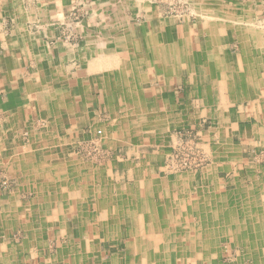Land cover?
Masks as SVG:
<instances>
[{
	"label": "crops",
	"instance_id": "crops-1",
	"mask_svg": "<svg viewBox=\"0 0 264 264\" xmlns=\"http://www.w3.org/2000/svg\"><path fill=\"white\" fill-rule=\"evenodd\" d=\"M232 3L250 26L239 13L192 29L145 0H0V178L16 182L0 198V264H216L214 245L240 230L264 264L261 165L224 194L217 161L162 175L152 153L109 173L75 151L96 128L158 148L200 116L224 132L215 143L231 164L245 162L243 143L264 150V22L255 0ZM77 4L75 44L61 24Z\"/></svg>",
	"mask_w": 264,
	"mask_h": 264
},
{
	"label": "rangeland",
	"instance_id": "rangeland-1",
	"mask_svg": "<svg viewBox=\"0 0 264 264\" xmlns=\"http://www.w3.org/2000/svg\"><path fill=\"white\" fill-rule=\"evenodd\" d=\"M145 1L149 5H152L153 7L158 9L162 17L174 20L176 24H189L192 29L197 28L198 24L201 23L211 25V23H213L214 21L222 20L223 18L235 19L236 16L239 15V13H241V15L243 16V20H241L243 26H246L250 23L247 21L249 15L248 11L237 13L234 3H232V5L229 4L230 0ZM181 1H185L187 5L181 4ZM231 1L235 3H246L248 0ZM188 4L189 9L193 13V18L179 20L178 16L184 17L185 15H187V13L185 14L184 12L188 9ZM72 8L81 9L83 8V5H75L70 8L69 12L72 10ZM253 13V15L256 14V16L258 17L254 25L264 22V0H255ZM68 14L67 18H69ZM77 16L79 22L81 23L82 20L87 16V13L85 11V13ZM73 33L74 38L71 39L69 43L76 44L79 42V35L77 34L75 28ZM232 46L235 48V46L238 45L237 43H235L232 44ZM178 91H180L179 93L182 94L181 89H179ZM120 119L122 120L123 118H116V121L120 122ZM44 121H40L39 123V126L43 129L46 128L47 125L46 121ZM115 124V121H111L109 127L112 128L111 126H113V129H115ZM216 129V124L215 122H213L212 118H206L204 116L186 118L185 121L176 123L175 127L172 128L170 132L167 133V135H161V138H164L165 142L161 143L158 148H153L152 146L138 147L136 145H134L133 148H123L118 141L120 140L119 134H117V136L114 132L106 134L104 129L96 128L92 134V138H90L89 141L81 142L84 144V150L79 151L77 149L75 151L77 154H79L81 160H83L85 163L97 167V171H107L109 173H118V164L127 162L130 163L129 167L132 168L133 166L137 170H140L142 169L140 162L143 159V156L145 154L147 155L152 153H154L153 156H159L156 160L157 162H159L160 172L162 175L168 174L172 176H199L208 168L212 167V164H215V161H217L216 163L220 164L217 165V167L222 168V173L220 175V186L222 187L223 193L226 194L227 189H234L236 182L235 178L236 175H238V177L240 176V174H238L239 172H242L244 174V178H250L252 176L259 177V171L258 174H256L257 169L254 165H261L260 167H264V150L258 152V150H255V148H252L246 145V143H243L241 144V146L243 149V153L245 154L243 157L245 162H242L240 164H231L226 159H223L224 157H220L222 156L220 154L223 150L217 149L218 144H216L215 141H218L219 143L218 138L220 139L222 137V133L224 132L216 133ZM99 130L101 131V134H97V131ZM225 134L227 136L226 139H230L228 133L225 132ZM106 136H108L109 138L112 137V140H114L112 145L109 146L110 148H107L105 146ZM132 136L134 138L135 134H132ZM116 141L117 143H115ZM90 143L94 144L96 149L95 152H93L89 147L91 145ZM234 144L237 146L239 144V141L235 138ZM257 182L259 185L256 187H262V182ZM15 183L16 182H13L12 180H7L6 178L1 177L0 198H2L3 195H6L8 191L12 190L15 187ZM27 199L28 198L25 197L22 198L23 201H28ZM240 231L242 232V230ZM241 232L238 231V233H235L236 235L234 236L231 235V232H229V236L225 238V241H223L222 244H220L218 247L214 245V248L211 250V252L216 251L217 253V260H215L216 264H263L262 261H258L261 257H263L262 248L258 244H256V246L254 247L253 244L250 243V241L252 240L245 238L244 236L246 235L242 234ZM21 234L22 232L17 231L14 237L19 238ZM54 246H51L50 249L54 250Z\"/></svg>",
	"mask_w": 264,
	"mask_h": 264
},
{
	"label": "built area",
	"instance_id": "built-area-1",
	"mask_svg": "<svg viewBox=\"0 0 264 264\" xmlns=\"http://www.w3.org/2000/svg\"><path fill=\"white\" fill-rule=\"evenodd\" d=\"M181 4H186L185 1H181ZM78 5V4H77ZM187 5V4H186ZM188 9L185 10V14L187 13V15H185L184 17H179L178 16V19L181 20V19H189V18H193V13L192 11L189 9V4H188ZM85 9L81 8V9H77V8H72V10L69 12V18H68V24H61V36H62V39L65 41V42H69L71 41V39L74 38L73 36V31H74V28L77 27V25L80 23L79 22V19H78V16L77 15H80L82 13H85ZM87 13V11H86ZM74 17H75V20H74ZM187 17V18H186ZM63 26H64V29H63ZM97 134H101V131H97ZM91 145L89 146L93 152H95V146L93 143H90ZM84 144L81 143L77 146V149L79 151H83L84 150ZM86 152V151H85ZM84 152V153H85Z\"/></svg>",
	"mask_w": 264,
	"mask_h": 264
},
{
	"label": "bare ground",
	"instance_id": "bare-ground-1",
	"mask_svg": "<svg viewBox=\"0 0 264 264\" xmlns=\"http://www.w3.org/2000/svg\"><path fill=\"white\" fill-rule=\"evenodd\" d=\"M206 19V18H205ZM207 20V19H206ZM240 24V23H239ZM248 26H250V25H248ZM261 29V28H260ZM100 131V130H99ZM202 162V161H201ZM52 171V170H51ZM182 182V181H181ZM237 191V190H236ZM221 192V191H220ZM242 192V191H241ZM198 197V196H197ZM138 198V197H137ZM260 199V198H259ZM252 200V199H251ZM188 201H189V199H188ZM208 201V200H207ZM185 203V202H184ZM189 203V202H188ZM216 204V203H215ZM186 205V204H185ZM198 205V204H197ZM208 205H209V203H208ZM66 206V205H65ZM254 206V205H253ZM190 208V207H189ZM214 208V207H213ZM255 208V207H254ZM180 209V208H179ZM203 209V208H202ZM252 209V208H251ZM218 210V209H217ZM211 211H213V210H211ZM219 211V210H218ZM261 211V210H260ZM185 212V211H184ZM255 212V211H254ZM258 212V211H257ZM218 213H220V212H218ZM186 214V213H185ZM197 214V213H196ZM201 215V214H200ZM199 215V216H200ZM205 216V215H204ZM216 217V216H215ZM220 218V217H219ZM222 219V218H221ZM172 221H174L173 219H172ZM178 221V220H177ZM150 222V221H149ZM217 222V221H216ZM223 223V222H222ZM243 223H244V221H243ZM256 223V222H255ZM264 223V222H263ZM261 225V224H260ZM263 225V224H262ZM252 229V228H251ZM253 230V229H252ZM179 231V230H178ZM254 231V230H253ZM176 232V231H175ZM180 232V231H179ZM258 232V231H257ZM257 234V233H256ZM255 235V234H254ZM258 235V234H257ZM254 237V236H253ZM257 237V236H256ZM256 239V238H255ZM253 243V242H252ZM163 255V254H162Z\"/></svg>",
	"mask_w": 264,
	"mask_h": 264
}]
</instances>
